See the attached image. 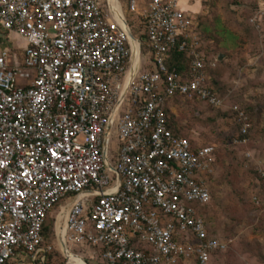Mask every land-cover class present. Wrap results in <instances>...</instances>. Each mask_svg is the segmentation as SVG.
I'll return each mask as SVG.
<instances>
[{
  "label": "built area",
  "instance_id": "built-area-1",
  "mask_svg": "<svg viewBox=\"0 0 264 264\" xmlns=\"http://www.w3.org/2000/svg\"><path fill=\"white\" fill-rule=\"evenodd\" d=\"M181 3L0 0V264H47L51 212L63 254L98 248L102 264H212L227 249L198 207L213 199L216 148L168 127L176 95L225 106L198 13ZM258 5L253 22L264 21ZM8 33L25 47L9 49ZM172 52L190 56L187 77ZM231 109L234 142L246 143L250 118Z\"/></svg>",
  "mask_w": 264,
  "mask_h": 264
},
{
  "label": "rangeland",
  "instance_id": "rangeland-1",
  "mask_svg": "<svg viewBox=\"0 0 264 264\" xmlns=\"http://www.w3.org/2000/svg\"><path fill=\"white\" fill-rule=\"evenodd\" d=\"M199 4L198 16L205 21L203 31L208 36L207 56L218 60L211 75L225 106L217 109L198 100L175 102L170 118L197 144L215 146L220 156L213 200L203 215L210 231L226 240L228 247L214 254L212 264H264V208H255L252 201L258 194L264 203V187L256 174V169L264 172V21H252L258 0H198L194 8ZM7 38L9 49L26 45L14 33ZM220 54H224L222 60ZM236 103L247 109L251 119L248 141L243 144L234 142L240 127L231 109ZM54 241L57 251L49 264H71ZM69 247L87 264H102L92 250Z\"/></svg>",
  "mask_w": 264,
  "mask_h": 264
},
{
  "label": "trees",
  "instance_id": "trees-1",
  "mask_svg": "<svg viewBox=\"0 0 264 264\" xmlns=\"http://www.w3.org/2000/svg\"><path fill=\"white\" fill-rule=\"evenodd\" d=\"M135 19L136 17L134 15H130L129 16V20H130V23L131 24H135ZM198 20H199V23H200V27H201V39L202 41L204 42L205 44V41H206V38L208 37L206 35V33L203 31V25L205 23V21L202 19H200V17L198 16ZM135 29L139 32H142V29L141 28H137L135 27ZM142 36L145 38L146 35H143ZM147 46L146 44L143 45V51H147ZM208 48L206 47V45H204V50L206 52V54L208 53ZM190 62H191V58L188 54L186 53H181V52H172L171 53V56L170 58L168 59V64L169 66L171 67H177L179 72L181 74H183L185 77H187L188 75V71H189V67H190ZM215 68H211V67H207V72L209 73V75L212 74V71L214 70ZM210 85L212 86V88L215 90V92L217 93L218 96L222 97V95L220 94L217 86H216V82L213 80V77L211 75V79L209 81ZM191 100H198L202 103H205L206 105L210 106V107H213L211 106L210 104H208L207 102L205 101H202L200 100L199 98L197 97H194L192 99L190 98H187L185 96H182V95H176L174 96L173 98L169 99L167 101V104H166V114H167V117H168V127H169V130L175 134V135H178V136H182V137H187L191 140L192 144L193 145H196L197 142L194 141L191 137L185 135L182 130H180V127L178 125H176L175 123L171 122V107L175 104V102H189ZM245 111L246 113L248 114L249 118H250V115L249 113L247 112V109L243 106H241ZM214 108V107H213ZM251 120V119H250ZM240 126V125H239ZM239 137V136H242L241 135V126L239 127V132L237 135H234V137ZM208 145H211V144H208ZM217 154V160L220 159V156H218V152H216ZM257 172V176H258V180H259V183L262 185L263 184V187H264V176L262 175V173L256 169ZM260 200V203L257 204L255 203L254 207L257 208V209H260L262 210L264 208V203L262 204L261 202V195H258L256 194ZM212 196H213V186H212ZM213 200V199H212ZM199 209H200V212L202 214H205L208 212V205H205V206H198ZM58 206H56L55 209H57ZM52 213V212H51ZM51 213L48 215L47 219H46V222L44 224V227H43V231H42V236H43V244H48V243H51L54 241L55 239V217H52L51 216ZM214 236H218L217 234L215 233H212ZM219 237V236H218ZM134 245L136 248H141L142 247V244L139 242V241H135L134 242ZM92 251H95L96 253V256H100L102 255V251L98 248H91ZM57 251L56 247L53 249V251L49 254L48 256V262L47 264L50 263V260H51V257L55 254V252ZM218 252H222V251H217L215 252L214 254L218 253ZM88 262H90L89 260H87ZM102 263V261H101Z\"/></svg>",
  "mask_w": 264,
  "mask_h": 264
},
{
  "label": "bare ground",
  "instance_id": "bare-ground-1",
  "mask_svg": "<svg viewBox=\"0 0 264 264\" xmlns=\"http://www.w3.org/2000/svg\"><path fill=\"white\" fill-rule=\"evenodd\" d=\"M63 231L64 229L62 230L61 232V235H63ZM66 256H67V259L68 261L71 263V264H87L85 261H83L82 259L74 256L73 254H71L70 252H65Z\"/></svg>",
  "mask_w": 264,
  "mask_h": 264
},
{
  "label": "crops",
  "instance_id": "crops-1",
  "mask_svg": "<svg viewBox=\"0 0 264 264\" xmlns=\"http://www.w3.org/2000/svg\"><path fill=\"white\" fill-rule=\"evenodd\" d=\"M189 2H190V0H187L186 2H184L182 0V3H181L182 8H184L186 10H190V11L195 12V13H198L200 10L201 4L198 5L199 8H194V5L198 3V0L193 4H190Z\"/></svg>",
  "mask_w": 264,
  "mask_h": 264
},
{
  "label": "water",
  "instance_id": "water-1",
  "mask_svg": "<svg viewBox=\"0 0 264 264\" xmlns=\"http://www.w3.org/2000/svg\"><path fill=\"white\" fill-rule=\"evenodd\" d=\"M3 36H4V34L2 32H0V38L3 37ZM223 57H224V54H220L219 60H222ZM63 249H64V252L67 251V248H66V246L64 244H63Z\"/></svg>",
  "mask_w": 264,
  "mask_h": 264
}]
</instances>
